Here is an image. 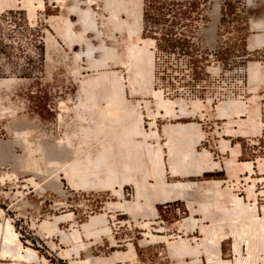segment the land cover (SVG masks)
I'll list each match as a JSON object with an SVG mask.
<instances>
[{"label": "rangeland", "instance_id": "obj_1", "mask_svg": "<svg viewBox=\"0 0 264 264\" xmlns=\"http://www.w3.org/2000/svg\"><path fill=\"white\" fill-rule=\"evenodd\" d=\"M20 1L21 0L16 4L17 6L5 9V12L0 16V80H5V83L0 85V210L3 211L0 213V226H4L5 223L10 225L22 246L20 250L21 256H25V250L27 248L32 250V255L34 251L35 255H33L31 259L12 256L14 251H18L16 250L18 247L11 238L12 241L8 240L6 243L8 244L9 242V244H11L9 246H13L11 250H15H12V253L9 252L10 254L6 253V256L4 255L2 257L1 250L5 243V238H2L5 232L0 228V264H70L72 261L86 260L90 256L95 258H101L102 256L103 258L105 257V259H107V257L111 258V256H114L117 252L121 254L119 253L120 257L118 253V255L116 254L117 259L113 264H131L132 261V264H179L178 262L180 261L184 262V264H209L207 263L208 259L206 260L207 256L202 247H200L202 254H184V257L181 255L182 257L179 259L180 256L176 254V257L174 253L173 255L171 254L172 252L170 253V244H172L170 242L185 239V241L189 240L188 243L193 247L197 245L199 247L201 242H204L203 239H205V235L202 233L203 231H201V228L204 225L207 227L210 226L212 220L201 213L202 199L205 195H208L206 190L211 189L212 182L214 180H222L223 177H214V173H207L203 176L198 175V173H194V169H192L191 171L193 172L189 174L174 175L169 168L170 162L168 161H170V157H168L169 153L164 144L166 143V139L164 138L163 129L164 126L169 123L194 122L200 125V119L204 118L201 110L210 111L213 108L216 112L213 113L212 117L219 118V120L215 122H219V126L223 127V131H220V133L216 132L219 137L222 134L239 135L241 137L249 136L248 138H239L241 149L244 153L239 158V162L247 159L245 157L246 152L254 156L253 158H259V156L264 155V128L260 134L257 133L258 135L255 134V132L243 133L240 131L242 128H238L239 125H235L233 121L238 123L240 120L247 119V115H245V117L241 115V118L239 116L234 117L232 121L233 124L229 122L232 124L231 127V125L227 123L228 119L224 118V120H221L222 117L217 113V107L223 102L228 101H240L246 106L249 105V108H259L258 105H260L261 117L259 116V118H261L262 124L264 123V76L262 74L261 76L263 78L260 76V79L262 78L263 81L258 78V81L254 80L255 85L252 84L253 80L251 81L250 79L251 66H249L251 65L250 63H260V67L264 66V27H262L264 25V0H142L143 4L141 2V5L143 7L140 6V9L143 14L141 17L143 21H141V23H143L141 28L143 31L141 30L142 33L140 32V37L142 40L155 41V45L153 44V47H150V51L154 52H152V54H154V69L152 70L151 88L160 92L162 98L165 100H178V102L181 101L187 105L189 104V106H187L188 110L186 109L187 114L186 112L183 113L177 106V115L172 117L168 115L169 117H164L166 114L164 111H161V116L157 114L159 117L156 115V118H154L156 121L152 119V116H147L148 110H152L153 112H150L154 114L158 112L154 104V97H152L151 94L146 97L147 92H145L146 95L144 92L140 94L142 90L137 88L138 84L135 83L134 85L132 81L131 77L132 75L134 77V74H132L133 71L132 68H130L131 66L129 65L128 67L127 65L129 61L123 60L126 67L117 57L114 58L116 60L111 59L115 61L114 64L112 61H109L110 59H107L108 62L106 65V62L104 63L103 58H101L104 57V55H102L104 51L102 52L103 49H100L103 46L107 49L106 51L109 50V47L111 50L115 49V54L118 56L124 55L127 43L131 41L143 46V43L137 41L136 37L128 36V28H121L123 32H120V34L119 31L121 29L117 31V28H114L118 33L114 32L115 30L112 29L114 25L111 26L113 23L111 24V20L109 21L107 19L112 11H110V8L108 11L107 6H105L109 3L110 7H113L109 2L110 0H42L44 6H39L38 3H36V7L32 12L25 8ZM126 1L127 0H125V2ZM128 1L129 3L127 4H129V6L130 4H134V1L136 2V0ZM112 4H114V2ZM89 10L91 11L89 13H93V16L91 14L89 15ZM87 16L88 18H86ZM120 16L123 20L127 19V14H125V12H121ZM110 17L109 19H111ZM105 18L109 22L104 20ZM64 22L66 23L64 24ZM67 22H69V24H67ZM105 23H107V25H105ZM108 23L111 24V27ZM66 29L70 31V37L66 35L69 33V31L66 33ZM63 32L66 34L64 35ZM110 33L112 34L110 35ZM254 37H257L259 40ZM252 38L253 40L251 41ZM261 38L263 43H260ZM106 51L104 52L105 55ZM98 58L103 60V65L101 66L100 64L101 67L98 65ZM93 60L96 61L92 62ZM94 63L96 64L95 66L92 65ZM263 68H260V71L263 70L261 72L264 74ZM113 71L117 73L116 75L119 78L121 76L123 78L122 80H124L122 82L120 78L121 84H125V87L122 84L125 88V93L124 91L123 93L125 94L124 97L127 98L126 101L128 104L136 105L138 111H142L143 130H145L146 133H149V131H157L158 138L147 140V138H149L147 137L145 139L147 145H150L153 149L156 147L155 145H161V147H163L166 182L168 184H175L178 183V181L185 184L194 182L198 185L190 189V191L189 189L188 191L186 190L188 195L185 193L186 196L184 198L179 197L178 200L169 201V203L165 200V203H162L163 200H161L162 202L159 200V204L156 205L158 210L157 214L159 213V215L154 217L147 216L148 220L144 219L145 215L143 214V216L136 214L132 210H129V213L131 212V214H129L127 213L128 211H126L128 210L127 208L124 206L121 207V204H132V202L135 203V200L136 202L137 200L140 201L141 204L145 203L144 198L140 197V200L137 199L138 192L136 190L138 188L136 189L137 186L134 182L130 181V183H128L129 181L126 179L124 180L120 176V178L118 177L119 186L122 183L120 179L127 182L125 184L123 183L124 185L121 184V186L123 185L122 189L116 185V183L112 184L114 188L111 185H108V188L107 184H104L106 185L105 188L101 186L102 182L105 183L107 181L103 180L108 176V170L111 169L112 171V163L117 160L113 163L117 165L121 157V153H117L118 155H116L115 152L120 146L117 142L111 141L114 147L117 144L119 146L112 150V145L109 141L107 143L109 139L103 134L104 137L106 136L105 140H102L104 137L101 136L99 138L96 136L94 139L92 138L93 133L91 130H95L94 135L98 133L95 128L96 125H94L96 124L95 121L97 119H95V117L97 118V114L94 113V111L88 110L87 104L84 106V102L86 101L85 103H88L89 108L91 107V103L87 102L88 97L86 98L84 96L91 95L92 97L89 96L90 99H94L93 96L95 95L104 98L106 96V91L103 87L110 84V82L111 84L108 86L110 87L113 85L112 77L109 79L108 84L107 81L106 83H97L98 86L100 85L98 87L99 91L94 89L97 93L92 90L90 92L89 89L93 85V79L96 80V78H98L96 81L100 82L99 79L104 72H111L112 75L114 74ZM90 78H93L92 81ZM89 80L91 83H89ZM101 81H103V79ZM129 81L130 86L128 84ZM131 83H133L134 88H136L134 91L139 89L137 92L140 93H134V88L131 86ZM93 86L95 87V84ZM93 86L91 89L94 88ZM108 86L107 88H109ZM252 86H255L254 88L257 89H254L255 91L252 90ZM100 87L103 89H100ZM103 90L104 93L101 92ZM171 91H176L177 96L171 97V95H167V92ZM92 92L96 94L93 95ZM98 92L105 96L99 95ZM228 92H231L234 97L220 102L213 101V97L216 94ZM205 98L207 102L202 101ZM99 100L102 101V99ZM101 101H98L100 104H97V107L99 109L107 108V100ZM139 101L140 103L138 104L137 102ZM145 101H148V103L151 101V103L148 104ZM194 101H198L203 105L202 109H199V113H194L192 110L193 108L191 105ZM82 102L83 105L80 107ZM144 103L148 105L147 108L150 107L151 109H146ZM79 107L80 110L83 108V111H80ZM78 110L80 112H78ZM189 110H191L190 114L188 113ZM84 111H90L91 113H87L94 115L90 117V115L87 114V116ZM178 111L182 112L184 115ZM83 112L86 118L90 117L91 121H89V118H85V121H82L83 116L81 117L80 114H83ZM185 114L187 116H185ZM235 118L237 120H234ZM92 121L95 123L93 124ZM153 121L157 129L152 127L155 126L153 125ZM211 123H213V121ZM87 124L89 127H87ZM205 126L208 127L211 126V124ZM205 126L203 130H205ZM90 127L92 128L88 132L92 134L88 136L89 139L91 138L95 142V139H99L103 143L106 141L105 144L99 140L96 143L91 139L89 141V139H86L87 135L85 136L86 138H84V134L87 133ZM233 127L236 128V131H233L235 130ZM242 130L244 131V128ZM98 134L100 135V133ZM140 136H136V140L143 141V136ZM85 139L88 140L87 142L89 143H87ZM158 139H160V141ZM247 139H250V141ZM84 140L87 145L84 144ZM221 140L222 137L219 139L217 145H210L209 141L205 140L200 143L198 141L194 145L196 146L198 144V146L195 147V151L201 153L207 149V152L211 153L212 159L216 162L219 161L221 166L219 169L224 171L222 175L225 176L227 174L229 178L237 179L235 181V188L238 190L239 196L236 194L237 192H232L231 190L232 194L236 195L237 198L245 197V200L239 199L243 202L245 201L246 204L255 203L257 205L258 217L262 218L264 212V192H262L261 189L262 181L260 178L264 176H259L258 171L255 173L253 172L251 179L256 180H251L253 182L246 184L250 179L244 180L243 174L239 177L238 173L232 175L230 172H227L229 171L228 168H226L228 159H222V157L226 158L227 155H225V152L221 151ZM157 142H159V144ZM93 144L96 145L94 146ZM100 144L104 145L106 148L102 150V145L100 147ZM106 145L110 147L109 149L111 151H108L110 154L107 152L108 146ZM147 145H145V147ZM29 146L31 149H29ZM42 147L44 148L42 149ZM85 147L88 149L86 150ZM150 147L146 148L152 150ZM39 149L42 150L39 151ZM84 149L86 150L85 152L83 151ZM43 150L48 153L49 160L52 158L53 161L50 160V163H53H51L52 165L48 163V157H44L47 154L44 155ZM103 151H105V154L107 152L108 161L106 168H110L108 170L105 168V165L103 167L102 164H99L103 167H101V170L100 166L98 168V164L95 165L98 161H101L102 158L98 160L97 155L102 156L104 154ZM121 151H123L122 148ZM113 152H115V154ZM147 153L148 152H146L145 155ZM86 154H89V156H86ZM108 155H110L109 158ZM34 156L37 159H35ZM30 157H32V162L29 164L28 161H30ZM88 157L90 160L87 159ZM232 157L235 156L232 155ZM45 158L48 161H46ZM94 158L97 159V162L94 160V162H96L95 164L92 160ZM85 160H88L89 163ZM33 161L37 162L40 166L35 162L33 163ZM72 162L74 164H72ZM81 162L84 164H81ZM108 162L112 163L109 164ZM85 164H88L87 166L91 171L87 170ZM148 164L149 162H147L146 168L151 171V163ZM78 165H82V167L84 165V167H86V172L83 171L85 168L83 169L80 167V169ZM76 166V170H78L80 174L77 171L74 172ZM117 168L119 167L115 168L116 171L118 170ZM37 169L40 170L38 171ZM115 169L113 171H115ZM219 169L215 171H220ZM80 170L83 173H81ZM106 170L108 171L107 173ZM68 171L71 174H69ZM100 171H103L102 174ZM262 171L264 172V169ZM241 172L243 171H240V173ZM75 173H78L83 179ZM114 173L111 176L114 177ZM82 174L84 175L82 176ZM87 174L88 177H86ZM118 174L119 173L116 172L115 177L119 176ZM111 176L110 178L114 179ZM152 176L153 174L147 176L150 179L148 178L149 180H146V182H149L146 189H150L149 186L155 182ZM140 178H142L141 175L137 179L139 180ZM87 181H90V183L87 184ZM98 181H101L100 184ZM249 185H254L255 187L254 191L256 197L254 199L252 197L249 199L247 193ZM226 186L227 184L222 187L225 188ZM110 187H112V189ZM113 190H123L121 192L123 196L121 195L118 198L119 195H116ZM208 196H205V198ZM209 198L210 197H208V199ZM208 199L206 198L204 201ZM123 200L128 202H123ZM110 202L111 204L119 203L120 205L119 207H112L110 206L111 204H109ZM226 202L229 204L227 208L230 210L232 208V206L230 208L231 203L228 199ZM120 207L122 209H120ZM123 208H125V210ZM216 213L219 212H214V216L217 215V217H215L219 219L221 213ZM67 214L68 217L66 216ZM99 215H101V217L104 215L102 220L104 219L105 222L101 221L102 226L106 225L109 227L106 228L111 234L107 236L109 232L105 233L106 231H103L105 228L102 226L100 228L98 224L96 225L98 228L96 227L95 232L100 230L98 232H101V234H99L100 237L99 235L96 236L98 233H90V235L97 237L95 241L96 237L94 238L93 236V239L92 236L86 234V231L85 233L84 231L82 232V229H84L82 227L88 224L93 217ZM191 216L193 220L195 219L197 222L196 226L192 229L189 228L192 226H186L184 223H181L185 218L188 219L191 218ZM69 218L71 219L69 220ZM56 220H58V222ZM44 222L50 223L53 225V228L54 226H56V228L58 227L57 229L54 228V231H57L52 232V229L50 230L51 232L49 231L50 234L47 232L49 229L43 231L42 229H45L42 226ZM222 223L224 231L228 230L227 222L225 224L222 221ZM183 224L189 228V230L186 227L182 228L184 227ZM76 229L79 231L81 237V240L80 237L75 239L78 240V243H75V241L73 242L74 238L70 240L72 238L70 233H73ZM102 231L104 232L103 234ZM150 232L152 237L156 236L157 240L161 239V241H157L155 237H153L155 239H152L151 235L145 236L147 233L149 235ZM62 233L63 238L61 236ZM150 237L152 239L150 243H141V241L150 240ZM165 237H167V239ZM98 238L100 242L96 243L99 241ZM79 241H81V243ZM168 243H170V246H168ZM9 246L7 248H9ZM131 246L135 250H132ZM246 248V246L242 248V256L244 257L248 256ZM205 251L207 250L205 249ZM127 252L132 253L129 254ZM131 255L133 259H131ZM34 256L35 260H33ZM127 256L130 257L126 260ZM220 256L225 261H229V264H235L233 239L223 242ZM70 259L71 261H69ZM256 264H264L263 256Z\"/></svg>", "mask_w": 264, "mask_h": 264}, {"label": "bare ground", "instance_id": "obj_2", "mask_svg": "<svg viewBox=\"0 0 264 264\" xmlns=\"http://www.w3.org/2000/svg\"><path fill=\"white\" fill-rule=\"evenodd\" d=\"M18 1L19 0H0V13L3 11V10H5V9H10V7H15V6H17L16 4L18 3ZM92 1V0H91ZM94 1V0H93ZM106 1V0H105ZM109 1V0H108ZM20 2H22V4H23V6H25V8H27L30 12H32V11H34V9H35V7H36V3H38V5L39 6H44V2L42 1V0H21ZM110 2V4L111 5H113V7L111 6L110 7V5H109V3H108V5H105V6H107V10L109 11V8H110V11H112L111 12V14H110V16H108L107 17V19L110 21L111 20V24H109V26L111 25V26H113L114 25V27L112 28L113 30H115L114 28H117L116 30L117 31H119V29H121V28H128V30H129V32L127 33L128 34V36H134V37H136V40L137 41H140L141 43H143V46H140V45H138L137 43H135V42H129V43H127V46H126V50H125V53H124V55H122V56H118L117 54H115V49H113V50H111V48L109 47L108 48V46H107V48L109 49L108 51H106L107 49H105V47L103 48H100L101 50H102V52L104 51H106V55L104 54V52L102 53V55H104V57H101V58H103V60H104V63L107 65V62H108V60L111 62L112 61V63L114 64V62L115 61H113V60H111V59H114V58H119V60L122 62V64L123 65H125V63H123V60L124 61H129L130 62V64H129V62H128V67H129V65L131 66L130 68H132V71H133V73L132 74H134V77H133V75H132V81H133V83H134V85H135V83L136 84H138V86H137V88H140L141 90H142V92L140 93V92H137L139 89H137V91H134L136 88H134V86H133V83H131L132 85V87L134 88L133 89V91H134V93L135 92H137V93H140V94H143V92H144V94H145V92H147V95H146V97L148 96V95H152V97H154V101H155V105H156V107H157V110H158V112L157 113H151V112H153L152 110H148L147 111V116L149 117V116H152L153 118L152 119H154V118H156V115L158 114V115H160L161 114V111H164V113L166 114L164 117H166V116H168V115H170L171 117L172 116H175V115H177L176 114V107L178 106L179 107V109L181 110V111H183V113L184 112H186V114H187V111H186V109L188 110V107L187 106H189V104L187 105V104H185V103H183V102H181V101H179L178 102V100L177 101H171L170 99L169 100H165L164 98H162V95L160 94V92H157V91H155L154 89H152L151 88V84H152V82H151V79H152V73H153V69H154V66H153V64H154V62H153V55L154 54H152V52L150 51L151 49H150V47H153L152 45L154 44L155 45V41L153 42V40H142L141 39V37H140V34L142 33V31H143V29L141 28V25H143V23H141V17H142V13H141V9H140V6H142L141 5V2H142V4H143V1L142 0H136V2L134 1V4H130V6H129V4H127V3H129V1L127 0L126 2H125V0H110L109 1ZM114 2V4H112V3ZM133 2V1H132ZM130 3H131V1H130ZM39 6H37V7H39ZM143 7V6H142ZM141 7V8H142ZM143 9V8H142ZM105 10V9H104ZM89 12H91L90 10L88 11V13ZM121 12H125V14H127V19H125V20H123L122 18H121V16H120V14H121ZM142 12H143V10H142ZM34 13V12H33ZM110 13V12H109ZM216 13V12H215ZM218 13V12H217ZM92 15L93 16V13H89V15ZM135 14V15H134ZM219 15V14H218ZM217 15V16H218ZM124 16V15H123ZM84 17V16H83ZM89 17H91V16H89ZM109 17L111 18V19H109ZM216 17V16H215ZM86 18H88V16L86 17ZM86 18H85V21H86ZM126 18V17H125ZM130 18H132V19H130ZM217 18V17H216ZM91 19V18H90ZM89 19V20H90ZM106 18L104 19V20H107ZM107 20V21H108ZM88 21V20H87ZM108 21V22H109ZM143 22V21H142ZM66 22H64V24H65ZM67 24H69V22H67ZM104 24V23H103ZM105 25H107V23H105ZM110 26V27H111ZM66 27H67V25H66ZM65 27V28H66ZM69 27V26H68ZM107 27V26H106ZM262 27H264V25L262 26ZM70 28V27H69ZM108 29H109V27H108ZM67 31H66V33L69 31L68 29H66ZM116 30L114 31V32H116ZM123 29H121L120 31H119V34H120V32L122 33L123 31H122ZM127 30V31H128ZM142 30V31H141ZM63 31V30H62ZM211 31V30H210ZM65 32V31H64ZM63 32V33H64ZM110 32V31H109ZM113 32V31H112ZM125 32V31H124ZM141 32V33H140ZM212 32V31H211ZM66 33H64V35L66 34ZM116 33H118V32H116ZM112 33H110V35H111ZM66 35H69V37H70V31H69V33L68 34H66ZM127 36V35H126ZM256 36V35H255ZM258 36V35H257ZM260 36V35H259ZM258 36V37H259ZM67 37V36H66ZM261 37V36H260ZM112 38V37H111ZM130 38V37H129ZM254 38H257V37H254ZM262 38H263V36H262ZM262 38L260 39V43H263L262 42ZM127 39H128V37H127ZM133 39V38H132ZM258 39V38H257ZM253 40V38L251 39V41ZM259 40V39H258ZM263 40H264V38H263ZM124 41V40H123ZM122 41V42H123ZM255 42H256V40H255ZM250 43V42H249ZM253 43V42H252ZM258 43V42H257ZM115 44V43H114ZM113 44V45H114ZM255 44V43H254ZM259 44V43H258ZM104 45V44H103ZM253 45V44H252ZM257 45V44H256ZM125 46V45H124ZM251 46V45H250ZM101 47V46H100ZM112 47V46H111ZM256 47V46H255ZM114 48V47H113ZM253 48V47H252ZM105 49V50H104ZM154 53V52H153ZM102 55H100V56H102ZM99 56V57H100ZM92 58V57H91ZM101 58H98L99 59V61L97 60V62H98V65H99V67H101L102 65H103V60H101ZM108 59V60H107ZM114 60H116V59H114ZM96 60H93L92 62H95ZM118 61V60H117ZM120 61H119V63H120ZM96 62V63H97ZM255 62V61H254ZM117 63V62H116ZM127 63V62H126ZM100 64H101V66H100ZM251 65H249V66H251V81L253 80V83L252 84H254L255 82H254V80L256 81H258V78H259V80H262V76H261V74L264 76V74H263V72H261V71H263V70H261L260 71V68H263L262 66L260 67V63H250ZM92 65H96L95 63L94 64H92ZM97 65V66H98ZM116 65V64H115ZM126 66V65H125ZM104 67V66H103ZM127 67V66H126ZM260 67V68H259ZM98 68V67H97ZM250 68V67H249ZM264 69V68H263ZM127 71L129 72V69L127 68ZM131 71V70H130ZM114 72V71H113ZM112 72V73H113ZM117 73H115L114 72V74H112L111 75V72L110 73H103L102 75H101V77L100 76H98V77H100V79L102 80L103 79V81H101L100 79H99V81L100 82H98V81H96V80H98V78H96V80H94L93 78V81L94 82H96V83H94V82H92L93 83V85L95 84V87L93 88V89H91L92 88V86L90 87V92H91V90L94 92L95 90L97 91L98 90V87L100 86H98L97 85V83H99V84H101L102 82L104 83H106V81H107V84L109 83V79L112 77V83H113V85H111L110 87L108 86V85H110L111 84V82H110V84H105V85H107L109 88H107V86H105V87H103L104 89H105V95L104 94H100L99 92V95H104L105 97L104 98H106V99H104L103 97L102 98H100V96L99 97H97L95 94L97 93L96 91V93L94 94L93 92V95H95V96H93L94 97V99H90V97L89 96H91V95H86V96H84V97H88L87 99H88V101L87 102H89V103H91L90 104V108H89V106H88V103H85L84 102V106L87 104V109L88 110H91V111H94V113H96L97 114V118L95 117V119H97L95 122H96V124H94L93 123V121H92V123L94 124V125H96V129H97V131H98V133H100V135L98 134H96V135H94V131L93 130H91L92 131V133H93V139L95 138V136L96 137H104L103 135H106L107 136V138L109 139V140H107V143H108V141H109V143L112 145V150H113V148L114 149H116L115 147H119V149L117 148V151H115L116 152V155H118L117 153H121L122 155H123V157H122V155L120 154V159L118 160V163H117V165L116 164H113L115 161H117V160H112V161H114L113 163H112V171H111V169L110 168H106L107 166V161H108V159H107V152L108 151H111L109 148L111 147L109 144V146L108 145H106V146H108V148H107V152H106V154H105V151H103V155L104 156H106V157H104L103 155V157L101 156V155H97V159L98 160H100L101 158V161L103 162V163H105V164H103L101 161H98V163H96L97 162V159L96 158H94V159H92L93 160V162H94V160H96V162H94V164L95 165H97L98 166V168H99V164H102L103 165V167H104V165H105V168L108 170V169H110V170H108L109 172H110V174H109V172L106 170V173H107V179L105 178V180H103V178H102V180L103 181H106L105 183L104 182H102V184H101V186H103L104 188L106 187V185H104V184H107V187L109 188V186L108 185H111L112 186V184H114V183H116V185H118L119 183H118V179L120 178V176L125 180H127V181H129L128 183H130V181H132V182H134L135 183V185L137 186H135L136 187V191L138 192L136 195L138 196L137 197V199H139L140 197L141 198H144L145 199V203L144 204H141L140 203V201H138L137 200V202H136V200H135V203H133L132 202V204H121L122 206L121 207H125V208H127L128 210H126V211H128L127 213H129V210L131 211H134L136 214H140V215H145V217H144V219H147L148 220V218H147V216L148 217H154V216H156V215H159V213L157 214V212H158V210H157V207H156V205L157 204H159L158 202H159V200L161 201V200H163V202L162 203H165V201H167L168 203H169V201L170 202H172V201H176V200H178L179 199V197H185L186 195H188L187 193H186V190L188 191V189H189V191H190V189H192V188H194V187H196V186H198L196 183H194V182H191V183H187V184H185V183H182V182H179L178 181V183H175V184H168L167 182H166V179H165V167H164V160H163V157H164V151H163V147H161V145H155L154 147V149H153V147H150V145L148 146L147 145V141H146V139L145 138H147V137H149V138H147V140L149 139H152V138H158V134H157V131H149V133H146L145 132V130H143V128H142V123H143V116H142V114H141V112L142 111H138V109L136 108V105H132V104H128V102L126 101V99L127 98H125L124 96H125V84L124 83H122L123 84V86H122V84H121V80L123 79L121 76H120V78H121V80H120V78L116 75ZM129 74V73H128ZM250 74V73H249ZM110 75V76H109ZM129 76V75H128ZM260 76L262 77L261 79H260ZM91 79V78H90ZM92 79H91V81H92ZM106 79H108V80H106ZM129 79H130V76H129ZM3 80V79H2ZM0 80V85H3V83H5V80ZM10 80V79H9ZM128 80V79H127ZM7 81V80H6ZM88 81V80H87ZM124 80H122V82H123ZM131 81V82H132ZM250 81V82H251ZM263 81V80H262ZM261 81V82H262ZM85 82V81H84ZM9 83V82H8ZM89 83H91L90 82V80H89ZM88 83V84H89ZM151 83V84H150ZM7 84V83H6ZM86 84V83H85ZM129 86H130V81H129ZM127 84V85H128ZM96 85H97V87H96ZM104 85V84H103ZM251 85V84H250ZM255 85V84H254ZM87 86H89V85H87ZM258 86V85H257ZM256 86V87H257ZM1 87V86H0ZM128 87V86H127ZM253 87V86H252ZM255 87V86H254ZM253 87V89L252 90H256L257 88H254ZM89 88V87H88ZM103 88H101L100 87V89H103ZM251 88V87H250ZM95 89V90H94ZM124 89V90H123ZM129 89V88H128ZM254 90V91H255ZM99 91V90H98ZM123 91H124V93H123ZM101 92H103L104 93V90L103 91H101ZM92 93H90V94H92ZM107 93V94H106ZM149 93V94H148ZM88 94V93H87ZM124 94V95H123ZM92 97V96H91ZM97 97V98H96ZM85 98V99H86ZM102 99V101H105V100H107V102L108 103H106L108 106H106L107 108H102V109H99L98 107H97V104H100V103H98V101H101V100H96V99ZM254 98V97H253ZM256 98H257V96H256ZM84 99V100H85ZM90 99V100H89ZM83 100V101H84ZM101 101V102H102ZM132 102V101H131ZM143 102V101H142ZM145 102H147L148 103V101H145ZM135 103V102H134ZM138 104L140 103V101L139 102H137ZM149 103H151V101H149ZM148 103V104H149ZM142 104V103H141ZM83 105V102L81 103V105H80V107ZM104 106V107H105ZM140 106V105H139ZM138 106V107H139ZM144 106H145V108L146 109H149V108H147L148 107V105H145V103H144ZM219 106V105H218ZM249 105H245V104H243L242 102H240V101H228V102H223L219 107H217L218 109H217V113L219 114V116L220 117H222V118H226V119H228V124H230V123H232L233 124V122L235 123V125H239V127L238 128H244V131L241 129H239L240 131H242L243 133H254L255 132V134H260L261 133V131L263 130V128H264V123L262 124V122H261V118H259V116H260V114H261V112H260V105H258L259 106V108L257 107V108H249L248 107ZM80 107H79V110H80ZM100 107V106H99ZM141 107V106H140ZM143 107V106H142ZM156 107H155V109H156ZM191 107L193 108L192 110L194 111V113H197L198 111H199V109H202V107H203V105H201V103L200 102H198V101H194V103H192V105H191ZM256 107V106H255ZM86 108V107H85ZM84 108V109H85ZM101 108V107H100ZM139 109H142V108H139ZM151 109V108H150ZM78 110V112H80V111H83V108H82V110H80L79 111ZM151 111V112H150ZM155 111V110H154ZM190 111L191 110H189V114H190ZM192 111V112H193ZM85 112V111H84ZM83 112V114L81 113L80 115H81V117L83 118H80V119H82V121L86 118V116H85V113H86V115L88 114V115H90V117H91V115H94V114H89V113H87V112H90V111H87V112H85L84 113ZM178 112H180V111H178ZM200 112V111H199ZM198 112V113H199ZM91 113V112H90ZM181 114H182V112H180ZM144 114V113H143ZM185 114V116H187ZM191 114H193V113H191ZM87 115V116H88ZM157 115V117H159ZM182 115H184V114H182ZM241 115H244V117H245V115H247V119H244V120H240V122H236V121H233V118L234 117H237V116H239L240 118H241ZM79 116V115H78ZM161 116V115H160ZM218 116V117H219ZM90 117H87V118H89V121H91L90 120ZM93 117V118H94ZM169 117V116H168ZM261 117V116H260ZM86 118V119H87ZM175 118V117H174ZM176 118H177V116H176ZM260 120H259V119ZM79 119V120H80ZM94 119V120H95ZM232 119V120H231ZM155 121H156V119H154ZM234 120H237L236 118L234 119ZM85 121V120H84ZM86 121H88V120H86ZM233 121V122H232ZM238 121H239V119H238ZM81 122V121H80ZM154 122V121H153ZM152 122V123H153ZM230 122V123H229ZM85 123V122H84ZM89 123V122H88ZM86 124V123H85ZM90 124H91V122H90ZM226 124V123H225ZM232 124H230L231 125V127H232ZM88 125V124H87ZM152 125V124H151ZM153 125H155V122L153 123ZM229 125V126H230ZM87 127H89V125L87 126ZM92 127H94V126H92ZM92 127H90L88 130H87V133L86 132H84V133H86V134H84V138H86V139H89V135H91L92 133L91 132H88V131H90V129L92 128ZM153 128H155L156 127V125L155 126H152ZM248 129H247V128ZM84 129V128H83ZM86 129V128H85ZM155 129H157V128H155ZM230 129V128H229ZM236 129V128H235ZM153 130V129H152ZM233 130V129H232ZM85 131V130H84ZM233 131H236V130H233ZM83 132V131H82ZM163 134H164V138L166 139V143H164L165 144V146L167 147V151H168V157H170L169 158V160L170 161H168V162H170V165H169V168L171 169V172L174 174V175H177V174H189V173H192L193 171H191L192 169H194L195 171H194V173H198V175H202L203 174V172L204 171H215L216 169H219L221 166H220V163H219V161L218 162H216V161H214L213 159H212V155H211V153L210 152H201V153H197L196 151H195V147L196 146H194L198 141L200 142L205 136V134H204V131L202 130V128L200 127V125H198V124H196V123H192V122H190V123H177V124H171V123H169L168 125H165L164 126V129H163ZM90 133V134H89ZM103 134V135H102ZM257 134V135H258ZM87 135V136H86ZM143 136L142 137V139L144 138V140L143 141H140V140H136V136ZM86 136V137H85ZM106 136L104 137V138H102V140L104 139H106ZM140 136V137H141ZM112 139H110V138ZM151 137V138H150ZM161 137V136H160ZM85 139V140H86ZM91 139V138H90ZM90 139H89V141H90ZM93 139H91V140H93ZM138 139H141V138H138ZM81 140V139H80ZM85 140L83 141L84 142V144H85ZM96 140V142L99 140H97V139H95ZM159 141H160V139H158ZM88 140H86V142H87ZM94 141V140H93ZM100 142H102L101 140H99ZM111 141L113 142H117L118 144H119V146H118V144L114 147V144H112L111 143ZM82 142V141H81ZM95 142V141H94ZM95 142V143H96ZM105 142L106 141H104V143L103 144H105ZM145 142V143H144ZM27 143H28V141H27ZM87 143H89V142H87ZM158 144H159V142H157ZM156 143V144H157ZM30 144V143H29ZM32 144V143H31ZM83 144V143H82ZM98 144H99V142H98ZM28 145V144H27ZM85 145H87V144H85ZM85 145H83V146H85ZM94 146L96 145V144H93ZM101 145L102 144H100V147H101ZM145 145H147L146 147H150V148H152V150H149L148 148H146L145 147ZM152 145V144H151ZM220 145H221V151L222 152H225L226 150H230V153H232V154H230L231 156L232 155H234V156H236L237 157V155H239V154H241L240 152L241 151H238V149H240V148H236L235 149V147H231L230 146V142L229 141H227V140H224V139H222L221 141H220ZM31 146V145H30ZM30 146H29V149H31L30 148ZM80 146V145H79ZM98 146V145H97ZM103 146L104 145H102V150H104L106 147L104 146V148H103ZM239 145H237V147H238ZM86 147H88V146H86ZM85 147V148H86ZM99 147V148H100ZM28 148V147H27ZM38 148H40V147H38ZM44 147H42V149H43ZM80 148V147H79ZM90 148H91V146H90ZM98 148V149H99ZM121 148H122V150L123 151H121ZM148 150H146V149ZM219 148H220V146H219ZM29 149H28V151H29ZM42 149H39V151H41ZM47 149V148H46ZM77 149V148H76ZM88 148H86V150H87ZM95 149V148H94ZM37 150V149H36ZM45 150V149H44ZM43 150V151H44ZM48 150V149H47ZM47 150H45V151H47ZM61 150H63V149H61ZM75 150V149H74ZM78 150H80V149H78ZM85 149L83 150L84 152L86 151ZM93 150V149H92ZM97 150V149H96ZM102 150H101V152H102ZM34 151V150H33ZM44 151V155L45 154H47V155H45L44 157H48V153H46ZM65 151V150H64ZM125 151V152H124ZM37 152H38V150H37ZM75 152V151H74ZM81 152V151H80ZM83 152V153H84ZM100 152V153H101ZM115 152H113L114 154H115ZM123 152V153H122ZM146 152H148L146 155H145V153ZM35 153H36V151H35ZM124 153H125V155H124ZM229 153V152H228ZM31 154V153H30ZM42 154V153H41ZM42 154V155H43ZM81 154V153H80ZM93 154V153H92ZM91 154V155H92ZM98 154H99V152H98ZM108 154H110L109 152H108ZM166 154V153H165ZM226 154V153H225ZM74 155V154H73ZM89 156V154H86V156ZM167 155V154H166ZM31 156V155H30ZM33 156V155H32ZM77 156V155H76ZM85 156V155H84ZM109 156L110 155H108V158H109ZM111 156H113V155H111ZM42 157V156H41ZM115 157V156H114ZM118 157V156H117ZM32 157H30L29 159H30V161H28V163L30 164V162H32L31 159ZM34 158H35V156H34ZM76 158V157H75ZM93 158V157H92ZM106 158V159H105ZM113 158V157H112ZM119 158V157H118ZM231 158V157H230ZM35 159H37V158H35ZM34 159V160H35ZM42 159H43V157H42ZM73 159V158H72ZM82 159V158H81ZM84 159H86V158H84ZM83 159V160H84ZM87 159H89V157L87 158ZM115 159H116V157H115ZM45 160L46 161H48L49 160V157H48V160L45 158ZM50 160L51 161H53L52 160V158H50ZM50 160H49V162L48 163H50ZM54 160H56V159H54ZM58 160V159H57ZM80 160V159H79ZM90 160V159H89ZM230 160V159H229ZM36 161V160H35ZM35 161H33V163L35 162ZM40 161V160H39ZM77 161V160H76ZM86 161V160H85ZM88 161V160H87ZM86 161V162H87ZM120 161V162H119ZM149 162V164L151 163V171L150 170H148V168H146L147 167V162ZM234 161H235V159H234ZM234 161H232V160H230V161H227V164H226V168H228V170L229 171H227V172H230L232 175H236L237 173H239L240 171H249L250 173H253V165L251 164V162L250 163H244V162H240V163H237V162H234ZM71 162V161H70ZM100 162V163H99ZM33 163H32V165H33ZM35 163H37V162H35ZM39 163H41V162H39ZM45 163V162H44ZM52 163V162H51ZM50 163V164H51ZM78 163V162H77ZM88 163H89V161H88ZM92 163V162H91ZM109 163V162H108ZM111 163H109V164H111ZM53 164V163H52ZM51 164V165H52ZM72 164H74L73 162H72ZM76 164V163H75ZM80 164V163H79ZM81 164H84V163H82L81 162ZM93 164V163H92ZM108 164V165H109ZM148 164V165H149ZM31 165V166H32ZM37 165H38V163H37ZM86 165V164H85ZM88 165V164H87ZM86 165V167H87V170L88 171H91V170H89V168H88V166ZM102 165L100 166V170H101V167H102ZM116 165V166H115ZM260 165V164H259ZM264 164H262V166L261 167H264L263 166ZM29 166V165H28ZM35 166V165H34ZM38 166H40V165H38ZM79 166V165H78ZM91 166V165H90ZM111 166V165H110ZM115 166V167H114ZM253 166V167H252ZM37 167V166H36ZM80 167H82V165L81 166H79L78 168H80ZM86 167H84V165H83V169L85 168V170H83L84 172H86ZM92 167V166H91ZM96 167V166H95ZM102 167V168H103ZM116 167H119V168H117L118 170L116 171ZM31 168H33V167H31ZM41 168V167H40ZM69 168V167H68ZM70 168H72V167H70ZM76 168H77V166L75 167V171L74 172H79L78 170H76ZM93 168H94V166H93ZM104 168V169H105ZM81 169V168H80ZM96 169V168H95ZM94 169V170H95ZM115 169V171H113ZM33 170H35V169H33ZM38 170V169H37ZM40 170V169H39ZM38 170V171H39ZM71 170V169H70ZM220 170V169H219ZM263 170V169H262ZM261 170V173H263V171ZM81 171V170H80ZM87 171V172H88ZM97 171V170H96ZM96 171H93V172H96ZM99 171V170H98ZM191 171V172H190ZM101 172V171H100ZM103 172V171H102ZM102 172H101V174H102ZM105 172V171H104ZM116 172H118L119 174V176H116L115 177V173ZM68 173L69 174H71L69 171H68ZM81 173H83L82 171H81ZM113 173H114V177L113 176H111V175H113ZM75 174H77V175H79L80 174V172H79V174L78 173H75ZM105 174V173H104ZM150 174H153V176L152 177H154V179L155 180H153V181H155L154 182V184H152V185H150L149 187H150V189H146L147 188V185H149V182L147 183L146 182V180L149 178V177H147L148 175H150ZM84 174H82V176H83ZM94 175H95V173H94ZM97 175V174H96ZM106 175V174H105ZM105 175H104V177H105ZM111 177H113L114 179H112V178H110V176ZM140 175H141V177L142 178H140L139 180L137 179V178H139L140 177ZM197 175V174H196ZM80 176V175H79ZM86 176V175H85ZM91 176H93V175H91ZM90 176V177H91ZM99 176H100V173H99ZM98 176V177H99ZM137 176H139V177H137ZM86 177H88V174H87V176ZM94 177V176H93ZM97 177V176H96ZM95 177V178H96ZM110 179H109V178ZM119 177V178H118ZM75 178V177H74ZM80 178H82L81 176H80ZM251 178V177H250ZM73 179V178H72ZM83 179V178H82ZM84 179H86V178H84ZM94 179V178H93ZM92 179V180H93ZM97 179V178H96ZM99 179H101V178H99ZM123 179H120V181L122 180V183L121 184H125V183H127V182H125ZM150 179V178H149ZM148 179V180H149ZM79 180V179H78ZM88 180V179H87ZM90 180V179H89ZM92 180H91V182H92ZM98 180V179H97ZM251 180H254V179H251ZM256 180V179H255ZM254 180V181H255ZM79 181H81V180H79ZM85 181V180H84ZM124 181V182H123ZM249 181V180H248ZM88 182V181H87ZM86 182V183H87ZM94 182V181H93ZM99 182V184H100V182L101 181H98ZM98 182H97V184H98ZM209 182V181H208ZM253 182V181H252ZM81 183V182H80ZM90 183V181L87 183V184H89ZM223 182H221V181H213L212 182V187H211V189H208V190H206V193L209 195H205V196H208V197H210L209 199H208V197H206L208 200H205L204 201V199H206L205 198V196H204V198L202 199V205H201V213L202 214H204L205 215V217H208V218H210V220H212L211 222H212V224L210 225V226H202V230L201 231H203L202 233H204V238L205 239H203V243L201 242V244L199 245V247H198V245L197 246H195V247H193V246H191L188 242H189V240L188 241H185V239L183 240V239H181V240H179V241H175V242H170V243H172V244H170V243H168V246H170V248H171V251H170V253L173 255V253H174V256H176L177 257V255L178 256H180V258L179 259H181V257L183 256L184 257V254H191V255H200V253H201V251H200V247H202V249H203V251H204V253H206V256H207V258H206V260H207V263H209V264H229V261H225L224 259H222L221 258V256H220V254H221V248H222V244H223V242H225L226 240H230V239H233V248H234V253H235V264H256L258 261H259V259H262V256H263V258H264V212H263V217L262 218H259L258 217V214H257V205L255 204V203H253V205H251V204H246L245 202H243V201H241L239 198H237L236 197V195H234V194H232V192H231V189L230 188H223L222 186H221V184H222ZM93 184V183H92ZM98 184V185H99ZM121 184H120V188L122 189V186L124 185H122L121 186ZM133 184V183H132ZM83 185V184H82ZM96 185V184H95ZM255 185V184H254ZM254 185H250V186H248V189H247V193H248V196H249V199H250V197H252L253 199L256 197V193H255V191H254V189H255V187H254ZM85 186V185H84ZM97 186V185H96ZM99 187V186H98ZM113 188H114V186H112ZM112 187H110L111 189H112ZM117 188V187H116ZM119 188V189H120ZM201 189V188H200ZM113 191H115V190H113ZM123 190H117V191H115L114 193H116V195L118 194L119 196H118V198L122 195L123 196V194L121 193ZM201 191V190H200ZM185 193H186V195H185ZM201 193H203V192H201ZM190 195V194H189ZM191 196V195H190ZM189 197V196H188ZM200 197H202V196H200ZM121 198H123V197H121ZM190 198V197H189ZM228 199V201L231 203L230 204V208H231V206H232V208L230 209V210H228V208H227V205H229L227 202H226V200ZM120 200V199H119ZM140 200V199H139ZM165 200V201H164ZM188 200V199H187ZM125 200H123V202H124ZM119 202V201H118ZM122 202V201H121ZM125 202H128V201H125ZM130 203V202H129ZM162 203H160V204H162ZM200 203V202H199ZM227 203V204H226ZM109 204H111V202L109 203ZM119 203H115V204H111L110 206H118L119 207ZM108 207H109V205H107ZM120 207V209H122ZM109 208H111V207H109ZM115 208V207H114ZM125 208H123L124 210H125ZM112 209V208H111ZM110 209V210H111ZM116 209V208H115ZM108 211H109V209H108ZM264 211V210H263ZM3 211H1L0 210V213H2ZM214 212H219V213H221V215H220V217H219V219H217L216 217H217V215H215L214 216ZM135 213H132V214H135ZM219 213H216V214H219ZM129 214H131V212L129 213ZM142 215V216H143ZM67 217H68V214L66 215ZM69 216H71V215H69ZM104 216V215H103ZM103 216L101 217V215H99V216H96V217H93L92 218V220L88 223V224H85V225H83V227L82 228H84V229H82V232L84 231V233H85V231H86V234L88 235H90V233L91 234H95V233H98L99 231H96L95 232V229H96V225H100L99 227L101 228V226H102V223H101V221H103V222H105V220L103 219L102 220V218H103ZM134 216V215H133ZM139 216V215H138ZM219 216V215H218ZM64 218H66L65 216H63ZM136 217V216H135ZM141 217V216H140ZM190 217V216H189ZM59 218V217H58ZM71 218H69V220H70ZM151 219V218H150ZM153 219V218H152ZM59 220V219H58ZM58 220H56L57 222H58ZM66 220H68V219H66ZM219 220V221H218ZM56 221H55V223H56ZM145 221V220H144ZM221 221V222H220ZM222 221L226 224V222H227V228H228V230H226V231H224V227L222 226ZM226 221V222H225ZM150 222V221H149ZM101 223V224H100ZM146 223H148V222H146ZM181 223H184L186 226H192V227H189L190 229H192L194 226H196V224H197V222L195 221V219L193 220V218H192V216H191V218H188V219H184L183 220V222H181ZM222 223V224H221ZM52 224H53V222H52ZM57 224V223H56ZM55 224V225H56ZM142 224V223H141ZM151 224V223H150ZM150 224H148V225H150ZM183 224V226L184 227H182V225H181V227L182 228H185L186 226ZM202 224V223H201ZM51 224L49 223L48 224V222L47 223H45L44 222V225H42L43 226V228H45V229H42L43 231L44 230H46L47 231V229H49L47 232L50 234V230H52V232H56L57 230V228H56V226H54V228H56L55 230L56 231H54V228H53V225H51ZM145 225V224H144ZM143 226V225H142ZM145 226H147V225H145ZM103 228H105L104 230L103 229H101V230H103V231H106L105 233H107V232H109L108 233V235L107 236H109L111 233H110V231L107 229V228H109V227H107L106 225H104V226H102ZM107 227V228H106ZM0 228H2L3 230H4V232H5V234H4V237L2 238V239H4L5 240V243L8 241V240H11V238H12V240H13V242H14V244H16L17 245V249L16 250H18V251H14L15 249H12L14 252V254H12V256L14 255V256H16V257H23V258H28V259H31V257L33 256V255H35V252L33 251V255H32V250H30L29 248H27L26 250H25V256L24 255H22L21 256V252H20V250H21V248H22V246H21V244H20V241L17 239V237H16V234L14 233V231H12V228L10 227V225H8V223H5V225L4 226H0ZM98 228V227H97ZM146 228V227H145ZM187 228V227H186ZM189 228H187L188 230H189ZM150 229V228H149ZM98 230V229H97ZM147 230H148V228H147ZM162 230H163V228H162ZM45 231V232H46ZM50 231V232H49ZM59 231V230H58ZM102 231V234L104 233ZM87 232H89V233H87ZM83 233V234H84ZM58 234V233H57ZM71 234V239L70 240H72L73 238H74V240H73V242L75 241V243H78V240H75V239H78L79 237H80V234H79V231L76 229V231H74L73 233H70ZM99 234H101V232L100 233H98V234H96V236L97 235H99ZM61 235V234H60ZM69 235V234H68ZM82 235V234H81ZM150 236L151 235V232H150V234L148 235V233L147 234H145V236ZM62 238H63V233H62ZM65 236V235H64ZM70 236V235H69ZM86 236V235H85ZM90 236H92V238H93V236L94 235H90ZM89 236V237H90ZM96 236H94V238L96 237ZM159 236V235H158ZM88 237V236H87ZM99 237H100V235H99ZM151 237H152V235H151ZM151 237H150V240H148V241H141V243L142 242H151V240L152 239H155L156 238V240H157V237L156 236H153V237H155V238H153L152 237V239H151ZM66 238H67V236H66ZM93 238V239H94ZM159 238H162V237H159ZM158 238V239H159ZM166 239H167V237H165ZM96 239H97V237L95 238V241H96ZM145 239V238H144ZM166 239H165V241H166ZM11 240V241H12ZM69 240V241H70ZM80 240H81V237H80ZM98 240L99 241H97L96 243H98V242H100V239L98 238ZM160 241H161V239H159ZM159 240H157V241H159ZM163 240V239H162ZM68 241V240H67ZM77 241V242H76ZM12 242V243H13ZM15 242H17V243H15ZM80 243H81V241H79ZM152 242H155V241H152ZM167 242V241H166ZM4 243V242H3ZM5 243L3 244V249L1 250V256L3 257L6 253L7 254H10V253H12V250H11V248L13 247H10L9 245H11V244H9V242H8V244L6 243V245H5ZM80 243H79V245H80ZM147 244V243H146ZM170 244V245H169ZM4 245H5V247H4ZM76 245H78V244H76ZM131 245V244H130ZM202 245V246H201ZM9 246V248H7ZM83 246V245H82ZM244 246H246L247 248V252H248V256L247 257H244V256H242V248L244 247ZM14 247V248H15ZM129 247V246H128ZM208 251H205V249ZM129 249V248H128ZM131 249L133 250L134 248H132V246H131ZM135 250V249H134ZM10 252V253H9ZM15 252H17V253H15ZM116 253V252H115ZM118 253V252H117ZM116 253V254H117ZM120 253V252H119ZM118 253V254H119ZM127 253H129V252H127ZM132 253V252H131ZM131 253H129V254H131ZM203 253V254H204ZM114 254V253H113ZM116 254H114V256H111V258H108L107 257V259H105V257L103 258L102 256H101V258H103V259H101L100 257H92V256H90L88 259H86V260H81V261H72V262H70V264H113V262L117 259L116 257H117V255ZM121 254V253H120ZM120 254L118 255L119 257H120ZM134 254H136V253H134ZM177 254V255H176ZM202 254V253H201ZM207 254H209V255H207ZM31 255V256H30ZM91 255V254H90ZM123 255L125 256V254L123 253ZM122 255V256H123ZM127 255V254H126ZM182 255V256H181ZM6 256V255H5ZM30 257V258H29ZM65 257V256H64ZM118 257V258H119ZM128 257H130V256H127V258H126V260L128 259ZM135 257V256H134ZM122 258V257H121ZM123 258H125V257H123ZM120 259V258H119ZM131 259H133V256L131 255ZM130 259V260H131ZM33 260H35V256H34V258H33ZM123 260V259H122ZM183 260V259H182ZM69 261H71V259L69 260ZM120 261V260H119ZM180 261V260H179ZM116 262H118V261H116ZM115 262V263H116ZM121 262V261H120ZM133 262V261H132ZM132 262H131V264H132ZM179 264H184V262H178Z\"/></svg>", "mask_w": 264, "mask_h": 264}, {"label": "crops", "instance_id": "obj_3", "mask_svg": "<svg viewBox=\"0 0 264 264\" xmlns=\"http://www.w3.org/2000/svg\"><path fill=\"white\" fill-rule=\"evenodd\" d=\"M5 11V10H4ZM216 112V110H211V111H206V110H201V113H202V115L204 116V118H202V119H200L201 121V123H200V127L202 128V130H203V127L205 126V125H208V124H211V126H208V127H206L205 126V130H203L204 131V138L200 141V142H202V141H209V143H210V145L211 144H215V145H217L218 143H219V139L222 137V139H224V140H227V141H229L230 142V146L233 148V147H235V149L237 148H240V149H238V151H241L240 153L241 154H239V155H237V157L235 156V157H232L231 155H230V150H226L225 151V155H227V157L226 158H224V157H222V159L223 160H225V159H228V161H230V160H232V161H234V159H235V161L234 162H239V158L244 154L243 153V151H242V149H241V142H240V140H239V138H248L249 136H244V137H241V136H235V135H226V134H222L220 137L216 134V132H218V133H220V131H223V127L222 126H219V122H215L216 120H219V118H214V117H212V115H213V113H215ZM221 120H224V118H222ZM213 121V123H211ZM233 128H235V127H233ZM236 130V129H235ZM226 138H228V139H226ZM248 141H250V139H247ZM199 142V143H200ZM234 143V144H233ZM237 145H239L238 147H237ZM196 146H198V144L196 145ZM204 152H207V149H205L204 150ZM229 152V153H228ZM234 156V155H233ZM231 157V158H230ZM245 157L247 158L245 161H241V163L242 162H244V163H250L251 162V164L254 166H252L253 168V172L255 173V172H259L258 174H259V176H264V172L263 173H261V171H260V169L262 170V169H264V167H261L262 166V164H264V155L263 156H259V158H253L254 156H251V155H249V153L248 152H246L245 153ZM230 159V160H229ZM240 163V162H239ZM260 164V165H259ZM264 166V165H263ZM222 170V169H221ZM204 171L203 172V174H202V176L204 175V174H207V173H214L215 175H214V177H223V179L222 180H217V181H221V182H223L221 185L222 186H224V185H226L227 184V186H226V188H230V186H231V190H232V192H237L238 190L235 188V185H236V183H235V181L237 180L236 178H229L228 176H227V174L225 175V176H223L222 175V173L224 172L223 170L222 171ZM242 174L244 175V180H246V179H250L249 181H247L246 182V184H249V183H251L252 181H251V178H252V176H253V173H250L249 171H243V172H239L238 173V176L239 177H241L242 176ZM251 177V178H250ZM242 179V178H241ZM260 180L262 181V186H261V189H262V192H264V177H262V178H260ZM216 181V180H215ZM245 184V185H246ZM245 185H244V188H245ZM250 186V185H249ZM248 189V188H247ZM245 190H246V188H245ZM238 196H239V193L237 192L236 193ZM240 199H243V200H245V197H239ZM247 198V197H246ZM245 202V201H244ZM251 205H253V204H251Z\"/></svg>", "mask_w": 264, "mask_h": 264}, {"label": "built area", "instance_id": "obj_4", "mask_svg": "<svg viewBox=\"0 0 264 264\" xmlns=\"http://www.w3.org/2000/svg\"><path fill=\"white\" fill-rule=\"evenodd\" d=\"M5 11L1 12L0 13V16L4 13ZM167 95H171V97H175L177 96V93L176 91H171V92H167ZM233 94L231 92H228V93H218L216 94L214 97H213V101H216V102H220V101H224V100H227V99H231L233 98ZM203 102H207L206 98L202 100ZM213 110V108L211 109ZM210 110V111H211Z\"/></svg>", "mask_w": 264, "mask_h": 264}]
</instances>
